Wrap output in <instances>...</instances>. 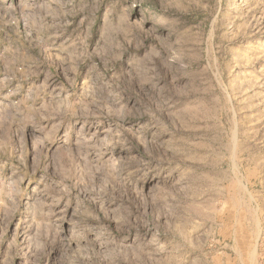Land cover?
<instances>
[{
    "label": "rangeland",
    "instance_id": "1",
    "mask_svg": "<svg viewBox=\"0 0 264 264\" xmlns=\"http://www.w3.org/2000/svg\"><path fill=\"white\" fill-rule=\"evenodd\" d=\"M0 264H264V0H0Z\"/></svg>",
    "mask_w": 264,
    "mask_h": 264
}]
</instances>
